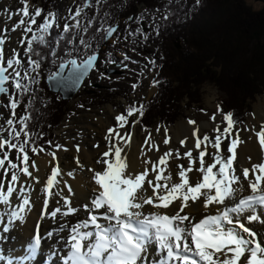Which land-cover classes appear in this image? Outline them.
Masks as SVG:
<instances>
[{
  "label": "snow or ice",
  "instance_id": "1",
  "mask_svg": "<svg viewBox=\"0 0 264 264\" xmlns=\"http://www.w3.org/2000/svg\"><path fill=\"white\" fill-rule=\"evenodd\" d=\"M196 2L199 3V0ZM19 3L23 7L11 14L9 19L12 15L20 16L11 31L22 28L24 36L19 43L21 47L26 44V64L16 50L5 58L7 38L0 36V96L8 98L7 104L0 101V107L11 110V117L0 124L2 232L8 233L17 225L27 223L35 207L32 192L36 190V185H43L39 189L43 200L27 255L17 264L35 261L43 240H55L66 231V252L63 255L52 253L61 260V264H264V237L242 222L243 218L248 224H264V218L258 214V210L264 209V158L252 164L251 168L239 166L237 149L243 141L240 140V130L236 129L239 121L234 118L233 112L223 114L225 126L222 132L221 125L216 123L213 131L217 134L214 138L207 133L200 135L201 126L189 119L188 125L194 126L191 135L195 142L194 147L187 148L183 155L179 150L170 149L158 158H149L148 152H160L159 145L149 132L140 149L144 169L135 173L130 171L127 151L132 142V133H121L120 129L127 127L128 118L137 115V120L132 122L134 127L142 120L145 109L143 104L129 106L126 115L115 117L116 126L110 127L104 137L108 149L96 160V163L103 165V169L95 171L89 168L94 172L93 180L98 186L96 194L79 207L74 206L71 199L75 195L71 186L62 181L63 170L59 163L51 168L45 181L35 174L40 170L35 161L29 163V152L39 155L45 149L37 144L42 137L31 130L32 117L27 113L33 107L31 97L34 92L31 86L39 82L41 68L51 57L50 63L57 71H50L48 80L79 87L90 71L98 70V55L92 44L97 33H103L100 40H108L117 32V27H101L97 33L89 32L93 18L87 17L85 9L102 4L103 0H95V4L93 0H85L74 13L69 9V17L65 18L62 31L56 12L44 14L43 21L37 24V18L44 10L31 5L30 0H19ZM162 18L167 20L168 13L165 12ZM139 19L142 20L143 15ZM54 31L56 35H53ZM156 32L159 35L158 25ZM136 33L141 34L144 40L148 39L141 28L128 35ZM96 47H99V42ZM61 51L63 55H60ZM73 53L76 55L73 56ZM81 56L83 59H79ZM124 59L129 60L130 57L125 55ZM149 64L156 67L155 60H149ZM158 83L156 79L151 81L153 87ZM137 87L135 83L132 85L133 90ZM26 95L30 96L25 107L26 114L17 119L16 109ZM222 112L217 105V114ZM217 114L211 117L213 122ZM5 132L7 135H4ZM156 132H160V126ZM256 136L264 151V124ZM171 139L165 127L163 144L169 145ZM187 140L185 136L179 141L181 147L187 145ZM225 140L228 141L227 154L221 149ZM48 143L51 145L50 141ZM55 147L57 150H68L62 145ZM209 147L215 151L209 152ZM13 151L15 160L10 158ZM76 151H80L79 145ZM193 152H197V156H193ZM47 155L54 161L58 159L56 151ZM206 156L209 160L205 159ZM181 159H187V167L176 164L179 171L174 173L170 160ZM248 160L251 162V157ZM75 162L83 167L79 157L75 158ZM67 175L72 176L73 173L68 172ZM22 177L28 178V182ZM61 183L67 188L68 195L60 187ZM245 192L249 194L245 195ZM197 202L205 211L215 207L216 214L194 222L185 209L197 205ZM146 206H149V210H146ZM81 208L86 218L77 217L76 223H69L67 218L75 216ZM45 220L57 224V227L46 230L42 235L41 223ZM4 239V236H0V241ZM3 259L0 255V260ZM7 264H13V261L8 260Z\"/></svg>",
  "mask_w": 264,
  "mask_h": 264
},
{
  "label": "trees",
  "instance_id": "2",
  "mask_svg": "<svg viewBox=\"0 0 264 264\" xmlns=\"http://www.w3.org/2000/svg\"><path fill=\"white\" fill-rule=\"evenodd\" d=\"M34 1H40L45 10L52 8L55 0ZM75 1L77 6L85 2ZM258 1L264 3V0ZM141 7L144 13H140ZM89 10L87 17L93 18L90 33H97L101 27H114L121 21L129 24V17L135 15L140 18L149 14L154 18L168 13L167 20L162 17L155 20L152 43L158 53L153 60L156 61L155 79L159 83L157 94L142 103L145 112L139 123L143 129L157 124L173 125L182 113V103L187 100L190 106L199 102V90L208 83L225 95L221 108L224 113L233 112L236 120L244 117L247 102L264 92V6L256 11L245 0H199V3L196 0L194 3L191 0H103ZM91 13H94L92 17ZM102 34L98 32L92 41L96 53L103 47L110 48L105 40H100ZM179 40L183 42L182 47L176 44ZM50 60L51 57L41 68L46 79L50 71H57ZM41 88L46 89L48 96H41L42 89L34 92L33 107L27 114L32 117L31 130L42 137L37 144L45 148L50 145L49 141H54L55 131L67 115L68 102L60 94L51 93L46 80ZM29 98L24 96L22 104L27 105Z\"/></svg>",
  "mask_w": 264,
  "mask_h": 264
},
{
  "label": "rangeland",
  "instance_id": "3",
  "mask_svg": "<svg viewBox=\"0 0 264 264\" xmlns=\"http://www.w3.org/2000/svg\"><path fill=\"white\" fill-rule=\"evenodd\" d=\"M245 1L256 11L261 10L264 6L262 1ZM191 2L194 3V0H191ZM30 4L41 8L40 1L36 2L34 0H30ZM22 7L23 5L19 3V0H0V36L7 38L5 43V58L7 59L8 56L12 55L13 50H16L20 53V58L26 64L27 58L24 56V47H26V44L24 47H21L19 42H13L14 39H16L18 30L16 32L11 31L14 24L20 19V16L12 15V18L9 19L11 14L15 13ZM76 7L77 3L75 0H55L53 7L46 8L41 17L37 18V24L43 21L44 14L48 12H56L60 17V31H62L63 25L66 22L65 18L69 17V9H71V12L74 13L76 11ZM89 11V9H85L86 14H88ZM139 11L140 13H144L142 7ZM93 14L94 13H91L90 16L92 17ZM161 17L162 15H156L152 18L149 14H147L144 15L141 20L137 15H135L131 17V22L129 24H126L125 21H121L118 24L117 32L107 43V46L110 48L102 52V56L96 67L98 70H94L92 72L91 76L86 80L83 87L73 99L67 100V115L63 118L60 128L55 131L54 141L51 142V145L45 147V151L39 155L29 152L30 164L32 161L36 162L38 158L50 157L47 155L48 152H58L55 147L56 145H62L65 148L69 140H72L74 144H80V138H82L84 133L83 123H95L99 120V118L105 119V117L108 116L109 108L113 109L116 116L119 114L126 115V108L134 104L140 105L142 103H146L157 94V88L153 87L151 84V81L156 77V70H154L153 66L149 64V60H153L154 55L158 53L156 46L152 43V37L154 36L155 20H158ZM5 28L7 29L6 32ZM137 28H141L143 33L148 35L147 40H144L143 36L139 33H136L133 36L128 35L129 32L135 33ZM30 35L31 34L29 33L28 36ZM176 44H178L179 47L183 46V42L181 40L177 41ZM133 49H135V51H133ZM125 55L130 57V59L125 60ZM112 61H115V63ZM45 76L46 73L40 70L39 82L31 86L33 92H37L39 89H42V97L48 96L46 89L41 88L44 80H47ZM134 83L138 85L135 90L132 88ZM199 95L200 99L197 103H193L190 106L186 104L187 100L182 103V113L173 125L157 124L152 126L150 130L144 131L140 123H136L135 126L132 127V122L137 120V115H133L128 118L129 123L127 127L121 130L131 132L132 138L135 135L136 139L144 145L145 138L148 136L149 132L152 134V139L155 140V137L158 134L156 132L157 127L160 126L159 134L163 133L164 128L166 127L168 129V135L172 138L170 145L177 146V150H179L181 155H183L187 148L191 146L188 147L187 144L185 147H181L179 141L183 138L179 140L175 139L173 131L178 123L188 121L189 119L194 120L196 121V125L201 126L202 131L204 130L202 135L207 133L212 138H214L217 134L213 131L216 123L221 125V132L225 126L223 122L224 111L217 114V105L221 107V102L225 98V95L222 94L216 86L209 83L200 88ZM0 101H2L3 104H7V96H0ZM260 103L264 104V92L256 96L254 101L247 102V107L243 113L244 117H237L240 123L238 125L236 124V129L240 130V139L242 141H247V139L252 136L254 132H258L261 129V125L264 124V118L259 119L256 113V106ZM25 107L26 104L22 103L18 106L16 109L17 119L26 114ZM0 114H2L0 115V124H4V122L11 117V110L0 107ZM213 114H217L215 122L211 120ZM5 127L7 126L5 125ZM17 127H19V125H17ZM92 133V135L91 133H89V135L94 139L96 133ZM4 135H7V133L5 132ZM146 150L147 146H145V151ZM196 155L197 153L195 156ZM10 158L15 160V151L12 152ZM0 177H2V173H0ZM6 187L7 185H5V190ZM197 212L199 211L194 210L190 215V217L194 218V222H198L201 218L207 216V213H203L194 217ZM72 217L74 216H70V218ZM261 225L264 229V224ZM12 234L13 233L11 232H0V236L5 237L4 240L0 241V255L4 257L3 260H0V264H4V262L9 260L12 256L11 254L16 249L15 237L13 236L12 238ZM57 239H59V237ZM55 243V240L46 239L43 251H45L46 254L57 252L59 255H63L62 251H58V245L55 246ZM60 243L61 239H59L57 244L60 245ZM61 246L63 247V245Z\"/></svg>",
  "mask_w": 264,
  "mask_h": 264
},
{
  "label": "bare ground",
  "instance_id": "4",
  "mask_svg": "<svg viewBox=\"0 0 264 264\" xmlns=\"http://www.w3.org/2000/svg\"><path fill=\"white\" fill-rule=\"evenodd\" d=\"M17 30L18 33L16 34V39L13 38L14 39L13 42L18 43L19 40L23 38L24 34L22 32V28ZM256 113L259 119L264 118V104L260 103L259 105L256 106ZM115 117H116V113L113 111L112 108H109L108 116L105 117V119L99 118V120H97L98 122L96 121L95 123L84 122L83 123L84 133L82 135V138H80L81 143L74 144L72 140H69V142L65 146V148H67L68 150L67 151H64L63 149L58 150L57 152L58 159L56 161L52 160L51 157L38 158L36 161V165L40 171L35 174L39 176L42 179V181H45L46 177L50 175L51 168L56 166L57 163H59L61 169L63 170L62 181H66L67 184L71 186L73 192L75 193L74 196H71V199L74 202V206L79 207L81 206V204L89 202L90 197L96 194V190L98 188V186L94 183L93 180L94 172L89 171V168L94 169L95 171H101L103 169V165L96 163V160L100 158L101 154L104 151H107L108 149V142L104 139V137L107 134V130L110 127L116 126L115 123L117 122L113 120L115 119ZM193 127L194 126L192 125H188L187 121H182L178 123L173 131L175 139L179 140L187 136L188 147L189 146L194 147L195 138L192 137L191 135ZM120 131L121 133L125 132L122 131L121 129ZM203 131L201 130L200 135H202ZM92 132L96 133L94 139L91 138V136L89 135V133H91L92 135L93 134ZM254 133L252 134V136H250L247 139V141L243 140V143L238 146L237 152H238V162L240 167L251 168L252 164L259 163L261 159L264 158V151H262L258 138L257 136H255L256 133L255 134ZM163 139H164V132L161 134L158 133L156 135L155 142L159 145L160 152L159 153L148 152L147 155L149 158H153V159L158 158L159 155H161L164 151L170 149L173 151L177 150L178 148L177 146H171L170 144L164 145L162 142ZM97 144L99 145V147H94V145ZM227 144L228 141L225 140L224 143L221 145V149L222 151L225 152V154H227L226 153ZM77 145H79L80 147L79 152L76 151ZM141 146L142 143L139 142L136 139V136L134 135L130 147L129 149H127V151H128V163L130 165V171L135 173L142 172L144 169V165L140 157ZM208 151L213 152L215 151V149L209 147ZM196 153L197 152H193V156H195ZM76 157H79L83 167L77 166L75 162ZM248 157H251V162H249ZM205 159L209 160V157L206 156ZM176 164H183L185 167H187L188 161L187 159L170 160V165L172 166L174 173L179 171V169L175 167ZM68 172H72L73 175L72 176L67 175ZM195 174L199 175L198 173ZM189 175H193V174L190 173ZM22 179L28 182V178H22ZM176 179H178V177H176ZM42 186H43L42 184L36 185L35 186L36 190L32 192V198L35 202V207L32 213L28 216L27 223H25L24 225H17L12 231H10L11 233H13L12 238L14 236L16 242V249L11 254L12 256L9 259L13 261V264H17L18 261L23 260V258L27 255L28 245L31 242V238L35 234V224L38 220V214L42 209L43 194L39 192V189ZM60 187L63 188L65 195H68L67 188L64 187L63 183H61ZM247 194L249 193L245 192V195ZM197 207L199 210H197ZM49 210H51V207ZM146 210H149V206H146ZM150 210L155 211V209H150ZM194 210L199 211L196 213L194 217H197L199 214H203V213H207V215L216 214L215 207H210L207 211H205L202 205H199V202H197V205H193L192 207L185 209V212L191 215ZM0 211H3L2 206H0ZM164 211H170V210H164ZM258 214H260L261 217L264 218V209L258 210ZM75 216L79 217L80 219L86 218V214L82 210V208L81 211L78 212ZM75 216L72 218L68 217L67 218L68 222L76 223L77 217ZM242 222H244L246 226L257 231L258 234L263 237L264 229L260 223L252 222L251 224H248L246 220H243V218H242ZM56 227L57 224H54L49 220H45L41 223V234L44 235L46 230L50 231ZM2 228L3 225H0V232H2ZM67 235H68L67 231L59 235V239H61L60 245L57 244L59 239L57 240L55 239L56 242L55 246L58 245V251H62L63 254L67 250L64 243L65 238H67ZM45 241L46 239L42 241L41 250L38 253L37 259L31 262L25 261L24 264H61V260L57 256L52 255L53 252H51L50 254H46L45 251H43ZM61 245H63V247ZM7 262L8 260L4 262V264H7Z\"/></svg>",
  "mask_w": 264,
  "mask_h": 264
},
{
  "label": "water",
  "instance_id": "5",
  "mask_svg": "<svg viewBox=\"0 0 264 264\" xmlns=\"http://www.w3.org/2000/svg\"><path fill=\"white\" fill-rule=\"evenodd\" d=\"M115 27H117V29H118V26H115ZM110 39L105 40V43L107 44L110 41ZM96 54L98 55V61L96 63V67H97V64H98V62H99V60H100V58L102 56V52L100 51V52H98ZM93 71H90L89 76L82 81V83H81V85L79 87H74V86H72L70 84L69 85H61V84H59L56 81H51L50 82L48 79H47V84H48V87H49V89H50V91L52 93L60 94L62 99L67 101V100L73 99L75 97V95L83 87V85L86 82V80L91 76Z\"/></svg>",
  "mask_w": 264,
  "mask_h": 264
}]
</instances>
